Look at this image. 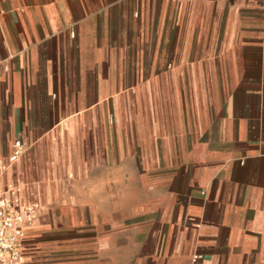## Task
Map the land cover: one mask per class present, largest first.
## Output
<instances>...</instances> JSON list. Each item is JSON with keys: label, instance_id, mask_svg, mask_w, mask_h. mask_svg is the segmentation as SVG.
<instances>
[{"label": "crops", "instance_id": "crops-1", "mask_svg": "<svg viewBox=\"0 0 264 264\" xmlns=\"http://www.w3.org/2000/svg\"><path fill=\"white\" fill-rule=\"evenodd\" d=\"M99 57H186L183 137L209 143L183 203L126 230L108 229L107 175L128 167ZM18 139L3 184L39 211L24 264H264V0H0V159Z\"/></svg>", "mask_w": 264, "mask_h": 264}, {"label": "rangeland", "instance_id": "rangeland-1", "mask_svg": "<svg viewBox=\"0 0 264 264\" xmlns=\"http://www.w3.org/2000/svg\"><path fill=\"white\" fill-rule=\"evenodd\" d=\"M185 58L99 57L93 62V70L99 77L107 75L108 84L113 86L106 96L99 95L108 103L109 155L113 156L115 145L126 141L123 165L128 168L123 174L107 175L110 222L113 219L109 230L130 229L138 222L132 216L144 208L158 209L166 199L183 203L186 185L194 178L188 168L195 172L210 160L202 152L209 143L183 137ZM116 92L123 95L117 98ZM121 117L126 120L123 129L112 124ZM195 150L196 156H190L189 151ZM110 158L109 164L119 162ZM116 199L130 205L117 206Z\"/></svg>", "mask_w": 264, "mask_h": 264}, {"label": "built area", "instance_id": "built-area-1", "mask_svg": "<svg viewBox=\"0 0 264 264\" xmlns=\"http://www.w3.org/2000/svg\"><path fill=\"white\" fill-rule=\"evenodd\" d=\"M22 140H16L7 159H0V264H24V235L39 215L38 206L21 208L13 202V191L3 184L9 165L25 153Z\"/></svg>", "mask_w": 264, "mask_h": 264}]
</instances>
